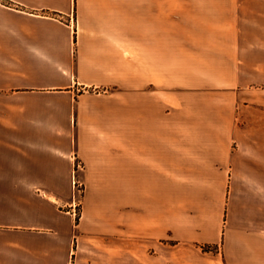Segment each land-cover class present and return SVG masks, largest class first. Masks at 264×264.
Listing matches in <instances>:
<instances>
[{
  "label": "crops",
  "instance_id": "1",
  "mask_svg": "<svg viewBox=\"0 0 264 264\" xmlns=\"http://www.w3.org/2000/svg\"><path fill=\"white\" fill-rule=\"evenodd\" d=\"M0 264H264V0H0Z\"/></svg>",
  "mask_w": 264,
  "mask_h": 264
},
{
  "label": "built area",
  "instance_id": "2",
  "mask_svg": "<svg viewBox=\"0 0 264 264\" xmlns=\"http://www.w3.org/2000/svg\"><path fill=\"white\" fill-rule=\"evenodd\" d=\"M72 187H73V190H74V200H73V203L75 205H78V203L80 201V196L82 194L83 185H82V183H80L78 181H73L72 182Z\"/></svg>",
  "mask_w": 264,
  "mask_h": 264
}]
</instances>
